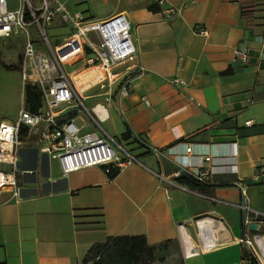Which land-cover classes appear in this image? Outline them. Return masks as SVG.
Here are the masks:
<instances>
[{
	"label": "crops",
	"instance_id": "obj_1",
	"mask_svg": "<svg viewBox=\"0 0 264 264\" xmlns=\"http://www.w3.org/2000/svg\"><path fill=\"white\" fill-rule=\"evenodd\" d=\"M112 1L103 16L125 15L142 71L119 99L116 83L113 92L96 87L84 100L99 98L88 109L105 106L99 126L137 162L113 178L101 166L63 175L58 160L42 153L26 131L17 153L20 198L8 190L0 194V264H91L84 261L90 247L117 235H141L150 245L170 241L178 264H244L241 240L264 227V182L258 178L264 168V0H258L251 26L239 0ZM150 4L158 11L148 10ZM181 4L174 16L170 9ZM235 49L247 53V62L234 60ZM134 66L113 71L133 77ZM174 77L183 85L172 84ZM110 110L106 130L100 123L111 118ZM69 113L84 132L97 130L80 109L64 115ZM203 170L204 182L189 179ZM237 182L246 187V209ZM210 219L221 227L203 234L200 222ZM262 234L252 244L264 256ZM182 241L194 251L186 255Z\"/></svg>",
	"mask_w": 264,
	"mask_h": 264
},
{
	"label": "built area",
	"instance_id": "obj_2",
	"mask_svg": "<svg viewBox=\"0 0 264 264\" xmlns=\"http://www.w3.org/2000/svg\"><path fill=\"white\" fill-rule=\"evenodd\" d=\"M182 6L170 9L171 13L176 16ZM56 15L67 24L69 33L60 42L52 44L41 24L50 23ZM34 25L40 28L41 36L30 35L29 27ZM20 31L25 36L19 69L22 89L25 90L26 85L36 86L41 93L42 104L36 112L23 106L13 122L0 121V194L8 190L15 199L20 198L15 176L18 172L17 149L21 145V129L35 135L36 145L42 153L58 160L63 175L90 166H101L106 172L111 167L121 170L137 162L135 156L124 150L99 126V121L106 116L105 106L95 104L88 109L84 104L88 91L96 87L109 90L115 82L118 83L116 92L119 99L131 90L134 80L142 71L136 62L137 50L125 15L120 13L104 19L85 18L79 12H68L60 0H39V6H34L30 0H20L16 9L9 10L7 0H0V38ZM200 32L207 34L206 29ZM260 42L264 45V36ZM233 55L235 61L244 63L248 60L247 53L242 50L235 49ZM77 63H80L77 69L70 73L65 71L64 66ZM127 63L135 64L137 75L126 76L123 71L129 69L128 66L113 71ZM170 82L183 85L177 77ZM72 108H83L97 130L84 132L83 126L75 123L74 119H62L65 112ZM134 138L143 143L135 134ZM151 149L155 154L162 155L158 149ZM187 151L190 152V148ZM207 174V170H203L194 178L204 182ZM258 178L264 182V168L260 170ZM236 185L242 198L240 206L246 209V187L241 182ZM182 228L184 226L180 224V231ZM258 234L254 233L250 239L241 241L256 264H264V256L259 255L252 244Z\"/></svg>",
	"mask_w": 264,
	"mask_h": 264
},
{
	"label": "rangeland",
	"instance_id": "obj_3",
	"mask_svg": "<svg viewBox=\"0 0 264 264\" xmlns=\"http://www.w3.org/2000/svg\"><path fill=\"white\" fill-rule=\"evenodd\" d=\"M30 1L34 6H39V0H30ZM63 1L65 4V8L68 12L74 13L75 11H79L82 12V14L85 16H92L94 19H104L105 17L103 16L104 13L103 9H105V6L113 2L112 0H63ZM7 2L10 7L15 8L19 5L20 0H7ZM100 7L102 9H100L99 11L98 8ZM41 26L42 29H44L45 32L47 33L49 37V41L51 43L52 41H54L53 43H58L61 40H63L65 37L56 38L55 40L54 38L63 36L69 30L67 24L60 19L59 15L54 16L53 21L50 24L47 25L45 23H42ZM29 32L32 37L41 36V30L37 25L29 27ZM23 43H24L23 31H20L17 34H13L7 38H0V120L1 119L7 121L16 120L18 116V112L22 106L23 89L21 85L19 70L7 69L6 67H4L3 64L6 63L8 65H11L17 63V60L19 59V56L21 55L23 50ZM79 66L80 63H77L72 66L66 65L64 66V69L67 73H70L75 69H77ZM116 83L117 82H115L111 86L112 92L115 90ZM100 91H104V89H101ZM96 100H99V98L87 99L84 100V104L87 108H89L95 103ZM111 103L116 113L120 116L119 107L117 105L116 99L111 100ZM109 112L111 118L106 122L100 123L101 126L106 130H109V126L110 124H112L113 113L111 110ZM80 114L82 118H87V120L89 121L91 120L89 119L88 113L83 108L80 109ZM77 122L80 121L77 120ZM87 123H88L87 130H92V128L89 125V122ZM23 140L25 141L21 144V146H23L26 142V139ZM17 153H18V149H17ZM258 233L259 234L264 233V227H262V229ZM260 238L262 239V242L258 244L260 245L261 248H264V234H262ZM254 248L260 255V252L257 249V247L254 246ZM160 264H178L176 250L172 248L169 254L166 255V257L164 258V260L160 262Z\"/></svg>",
	"mask_w": 264,
	"mask_h": 264
},
{
	"label": "trees",
	"instance_id": "obj_4",
	"mask_svg": "<svg viewBox=\"0 0 264 264\" xmlns=\"http://www.w3.org/2000/svg\"><path fill=\"white\" fill-rule=\"evenodd\" d=\"M241 5V17L246 21L248 26L254 22L255 12L258 5V0H239ZM150 11H158L159 7L156 4L147 6ZM21 58L16 64L8 65L4 63L7 69H20ZM226 71L225 73H228ZM24 107L31 112H36L42 104L41 93L36 86L26 85L24 90ZM72 114L62 116V119H70ZM26 135V130L21 129L20 138ZM129 133L123 134L122 138H127ZM135 139V138H134ZM136 140V139H135ZM137 141V140H136ZM139 142V141H137ZM118 169L111 167L109 172H106L108 177L113 178ZM182 178H178L181 181ZM194 183H201L195 178L189 177ZM170 241L162 242L155 245L147 243L144 236H129L117 235L107 237L104 242L93 244L85 255L84 261L91 264H151L155 261H163L166 255L169 254ZM242 259L244 264H256V260L252 257L248 250H244Z\"/></svg>",
	"mask_w": 264,
	"mask_h": 264
},
{
	"label": "bare ground",
	"instance_id": "obj_5",
	"mask_svg": "<svg viewBox=\"0 0 264 264\" xmlns=\"http://www.w3.org/2000/svg\"><path fill=\"white\" fill-rule=\"evenodd\" d=\"M199 220H203V219H199ZM199 220L197 221V227H198ZM220 227L221 226L216 225V223L214 221H212V219L200 222V228H201V231L203 234H208L209 232H215L216 230L220 229ZM221 234L224 235L223 231H221ZM181 238H182V230H181ZM209 238H210V236H209ZM182 245H183V248L187 254H190L191 252L194 251V247H192L190 244H188V242L182 241Z\"/></svg>",
	"mask_w": 264,
	"mask_h": 264
},
{
	"label": "water",
	"instance_id": "obj_6",
	"mask_svg": "<svg viewBox=\"0 0 264 264\" xmlns=\"http://www.w3.org/2000/svg\"><path fill=\"white\" fill-rule=\"evenodd\" d=\"M250 229L253 231H258V229H259L258 224H256V223L250 224Z\"/></svg>",
	"mask_w": 264,
	"mask_h": 264
}]
</instances>
